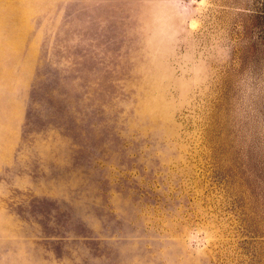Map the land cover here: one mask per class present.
<instances>
[{
  "label": "rangeland",
  "instance_id": "374dc122",
  "mask_svg": "<svg viewBox=\"0 0 264 264\" xmlns=\"http://www.w3.org/2000/svg\"><path fill=\"white\" fill-rule=\"evenodd\" d=\"M0 264H264V0H0Z\"/></svg>",
  "mask_w": 264,
  "mask_h": 264
}]
</instances>
